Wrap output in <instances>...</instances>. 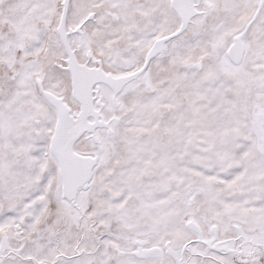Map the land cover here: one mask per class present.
<instances>
[{
  "label": "snow or ice",
  "instance_id": "1",
  "mask_svg": "<svg viewBox=\"0 0 264 264\" xmlns=\"http://www.w3.org/2000/svg\"><path fill=\"white\" fill-rule=\"evenodd\" d=\"M0 264H264V0H0Z\"/></svg>",
  "mask_w": 264,
  "mask_h": 264
}]
</instances>
